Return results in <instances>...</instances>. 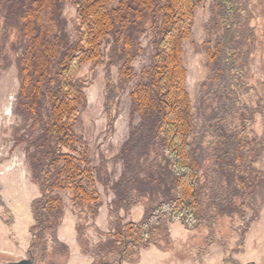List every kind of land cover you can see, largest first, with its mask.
Returning a JSON list of instances; mask_svg holds the SVG:
<instances>
[{
    "label": "trees",
    "instance_id": "obj_1",
    "mask_svg": "<svg viewBox=\"0 0 264 264\" xmlns=\"http://www.w3.org/2000/svg\"><path fill=\"white\" fill-rule=\"evenodd\" d=\"M216 1L223 37L207 55L216 63L211 76L224 87L217 93L227 111L220 117L210 109L212 104L206 106L204 111L210 113L199 128L187 88L184 46L203 0H1L6 30L2 47L13 27L12 16L24 39L17 111L26 121L45 120L44 142L32 158L41 193L31 206L35 224L30 227L28 255L34 260L44 261L45 236L64 220L65 191L75 210L96 216L101 204L94 170L66 154L75 149L73 124L87 101L86 85L78 74L83 67L100 66L113 57L122 64L119 79L127 86L135 77L142 36L152 46V64L130 94L132 112L141 125L125 145L129 164L119 185L127 208L147 197L152 206L140 221L119 225L109 235L107 251L119 263H136L151 248L179 251L181 241L171 235L172 227L212 232L223 218L239 221L244 245L252 222L247 214L258 212L264 201V94L242 83L248 72L236 58L237 23L250 14L252 0ZM68 2L77 15L74 34L68 32L61 12ZM109 85L115 93V85ZM248 93L254 100L239 109ZM256 118L261 128L254 131L249 127Z\"/></svg>",
    "mask_w": 264,
    "mask_h": 264
},
{
    "label": "rangeland",
    "instance_id": "obj_2",
    "mask_svg": "<svg viewBox=\"0 0 264 264\" xmlns=\"http://www.w3.org/2000/svg\"><path fill=\"white\" fill-rule=\"evenodd\" d=\"M216 0H203L196 10L192 36L184 46V63L187 70V88L193 100L194 114L199 128L206 123L204 108L212 104L215 114L223 117L226 107L217 93L223 85L211 76L214 61L208 58V48H213L223 37V31L216 22ZM2 2L0 0V8ZM250 14L242 17L237 24L240 41L237 65L246 64L247 79L242 83L247 87L255 86L264 94V0H252ZM0 10V218L14 228L16 242L26 238V229L14 213L18 205L30 208L28 239L30 227L35 224L32 203L41 196L38 184L32 174V158L42 146L45 136V120L37 117L35 123L24 120L18 113V95L21 86L18 62L23 34L15 26L17 17L12 16L13 27L4 38L5 16ZM62 16L67 30L74 34L77 27L75 7L68 2L62 5ZM138 38V36H137ZM141 51L134 62L135 77L123 86L119 79L122 66L117 60L108 58L100 66H86L78 76L86 85L87 101L79 110L73 124L75 136L74 151L66 154L86 161L94 170L96 190L101 204L96 216L89 211L74 209L71 194L65 191L66 214L62 224L55 232L47 233L44 243V261L34 260V264H264V201L258 212L249 211L247 219L251 225L241 242L239 221L232 222L223 218L215 223L214 230H198L189 233L183 227L173 229L171 235L179 251L151 248L144 250L136 263L115 262L107 251L110 234L117 227L129 221L138 222L150 208L149 197L141 204L124 206L120 196V183L127 165L128 153H123L131 135L140 127L141 120L132 112L130 94L143 80L144 72L152 64V46L147 37L138 38ZM111 54V53H109ZM213 78V79H211ZM112 82L115 93L110 91ZM257 95V94H256ZM254 100L251 93L242 98L239 109ZM229 123L228 121L226 124ZM254 131L261 128L258 118L249 127ZM139 148V146H138ZM138 148L135 149L136 154ZM38 156V155H36ZM153 157L147 166L152 163ZM84 167V166H82ZM152 171H149V174ZM141 178H147L141 173ZM124 184V182H122ZM144 185V184H143ZM25 202V203H24ZM26 225V224H25ZM55 237V238H54ZM188 250V251H187ZM185 251L187 253H185ZM104 255H106L104 257ZM9 261L31 258L27 252L10 253ZM3 262H0L2 264Z\"/></svg>",
    "mask_w": 264,
    "mask_h": 264
},
{
    "label": "crops",
    "instance_id": "obj_3",
    "mask_svg": "<svg viewBox=\"0 0 264 264\" xmlns=\"http://www.w3.org/2000/svg\"><path fill=\"white\" fill-rule=\"evenodd\" d=\"M25 203V202H24ZM16 215L20 217V222H23V227L26 229V238L22 243L16 242L14 238V228L9 227L6 223L2 221L0 218V262L8 263V262H17L23 259L20 258L17 261H9L8 255L10 253H18L19 255L23 252H27L29 250V239H28V231H29V225H30V208L29 213L27 212V208L25 204H22V206L19 204L16 210L14 211ZM26 224V225H25Z\"/></svg>",
    "mask_w": 264,
    "mask_h": 264
},
{
    "label": "water",
    "instance_id": "obj_4",
    "mask_svg": "<svg viewBox=\"0 0 264 264\" xmlns=\"http://www.w3.org/2000/svg\"><path fill=\"white\" fill-rule=\"evenodd\" d=\"M2 264H34V259L32 257L31 258H24V259L17 261V262H8V263H2Z\"/></svg>",
    "mask_w": 264,
    "mask_h": 264
}]
</instances>
